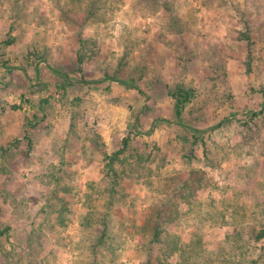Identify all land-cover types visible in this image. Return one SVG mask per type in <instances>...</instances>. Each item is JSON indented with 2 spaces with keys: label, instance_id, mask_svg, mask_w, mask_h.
Masks as SVG:
<instances>
[{
  "label": "rangeland",
  "instance_id": "obj_1",
  "mask_svg": "<svg viewBox=\"0 0 264 264\" xmlns=\"http://www.w3.org/2000/svg\"><path fill=\"white\" fill-rule=\"evenodd\" d=\"M93 1L0 0V264H162L154 201L210 264H232L235 228L264 264V0ZM177 88L192 96L180 116ZM125 139L139 172L90 198ZM92 206L109 249L82 230Z\"/></svg>",
  "mask_w": 264,
  "mask_h": 264
},
{
  "label": "trees",
  "instance_id": "obj_2",
  "mask_svg": "<svg viewBox=\"0 0 264 264\" xmlns=\"http://www.w3.org/2000/svg\"><path fill=\"white\" fill-rule=\"evenodd\" d=\"M101 0L96 2H92V7L96 11V3H101ZM101 6V5H100ZM165 8L167 11H171L170 6L165 3ZM82 40L81 42H83ZM89 43L85 42V46L88 48ZM93 58V57H92ZM87 59H91V55L83 54L81 52L78 53V61H79V70L80 74L84 73V65L87 63ZM61 76L68 79V74L61 72ZM81 80L85 78L81 77ZM105 79L114 82H120L122 84H127L128 82L118 80L116 78H112L107 76ZM85 81V80H84ZM103 81V80H101ZM133 87V86H131ZM264 93V92H263ZM174 99L176 100L175 108L178 116L182 115L184 108L191 100V93L187 92V90L183 88H177L174 94ZM172 122V121H171ZM173 123V122H172ZM183 123V122H181ZM193 132V136L197 137L202 135L203 131L198 129H190ZM144 161V156L139 154L135 151L132 147L130 141L128 139L124 140L123 147L113 155L109 162L106 164L105 170L103 172V178L100 182L92 184L90 198H94L95 200H104V197H109V199H115V196L120 192L118 190L119 187H122L126 180L133 179L136 173L139 172L140 166ZM192 174H189L188 177H185L184 181H180L176 184L177 190L181 189H192L195 188V183L192 182ZM105 184V185H104ZM174 190V184H169ZM93 194V195H92ZM194 200V199H193ZM113 203V200L111 201ZM191 200L189 202L190 206L192 207ZM160 202L154 201L146 211L147 219L146 223L148 226L151 224H155V232H154V239L152 241V245L157 246L159 248L158 254L162 256V264L164 262L169 261L171 257L175 254L179 253L180 257L186 261H191V264H210L211 258H206L203 255V248L201 240H196L191 242L189 248H184L181 245L179 239L176 238L172 229H171V222L170 218L168 217L167 213L163 211V206L161 207ZM108 213L103 212L98 207H91L81 218V227L84 232H98L101 233L99 239V246L106 247L107 249L111 248L113 235L109 229V222H108ZM240 232L238 228H235L234 232L229 236L227 240V244L232 246V250L235 254L236 258L232 259L228 256H224V261H230L232 264H249V260L246 258V254L242 252L243 248L245 247L242 241L245 238H241ZM249 243L250 238H247ZM114 249V248H113ZM231 250V251H232ZM238 250L240 254H236Z\"/></svg>",
  "mask_w": 264,
  "mask_h": 264
}]
</instances>
